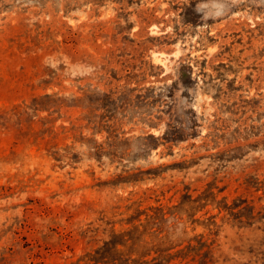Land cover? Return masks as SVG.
Wrapping results in <instances>:
<instances>
[{
	"label": "rangeland",
	"instance_id": "obj_1",
	"mask_svg": "<svg viewBox=\"0 0 264 264\" xmlns=\"http://www.w3.org/2000/svg\"><path fill=\"white\" fill-rule=\"evenodd\" d=\"M213 3L0 0V264H264V0Z\"/></svg>",
	"mask_w": 264,
	"mask_h": 264
},
{
	"label": "clouds",
	"instance_id": "obj_2",
	"mask_svg": "<svg viewBox=\"0 0 264 264\" xmlns=\"http://www.w3.org/2000/svg\"><path fill=\"white\" fill-rule=\"evenodd\" d=\"M237 0H214L212 7L215 9L214 11L208 13H204V18L208 19H216L226 15L231 7L236 4ZM209 5L205 3H200L197 5V11H202L205 8H208Z\"/></svg>",
	"mask_w": 264,
	"mask_h": 264
},
{
	"label": "trees",
	"instance_id": "obj_3",
	"mask_svg": "<svg viewBox=\"0 0 264 264\" xmlns=\"http://www.w3.org/2000/svg\"><path fill=\"white\" fill-rule=\"evenodd\" d=\"M133 226H134V227H133ZM133 226H132V227L135 228V225H133ZM138 227H139V226H138ZM133 228H132V229H133ZM128 230H129V229H128Z\"/></svg>",
	"mask_w": 264,
	"mask_h": 264
}]
</instances>
